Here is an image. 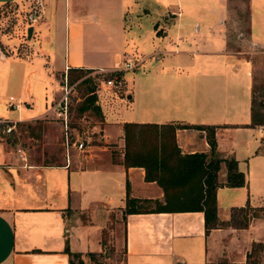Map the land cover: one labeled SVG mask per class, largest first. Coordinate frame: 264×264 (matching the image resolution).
Returning a JSON list of instances; mask_svg holds the SVG:
<instances>
[{"label":"crops","instance_id":"0c3cea01","mask_svg":"<svg viewBox=\"0 0 264 264\" xmlns=\"http://www.w3.org/2000/svg\"><path fill=\"white\" fill-rule=\"evenodd\" d=\"M95 1L43 0L45 16L29 37L26 15L19 12L12 29L1 17L5 4L27 2L0 0V119L42 116L67 67L113 69L131 53L137 58L133 73L123 75L119 111L107 114L103 107V143L87 144L62 164H45L24 160L0 137V264H71L67 245L92 264L109 244L115 254L123 248L117 264H264V123H253L255 79L245 80L254 74L253 62L232 46V0H185L170 11L175 2H145L137 21L127 14L138 4ZM240 2L250 7L247 49L264 46V0ZM155 3L167 9L142 29L139 14ZM125 105L130 114L122 115ZM125 121L204 125L177 128L183 153H210L207 126L214 127L220 156L235 158L246 178L243 185L225 184L228 166L221 163L217 226L207 231L205 212L197 209L125 212L128 193L165 202L163 187L147 180L144 166L124 162ZM247 204L258 213L249 211L244 224L240 208Z\"/></svg>","mask_w":264,"mask_h":264},{"label":"rangeland","instance_id":"374dc122","mask_svg":"<svg viewBox=\"0 0 264 264\" xmlns=\"http://www.w3.org/2000/svg\"><path fill=\"white\" fill-rule=\"evenodd\" d=\"M33 0H22V2L25 3L26 6L24 8H20L19 6L8 3L5 4L3 7H1V17H4L6 20L5 26H7V29L15 26V23L18 22V16L19 12L21 13V16H24L28 13L30 9V5L32 4ZM132 2V4H138V5H132V7L129 8V13L127 14V17L129 18L130 15L135 16V20L137 21L138 17L136 13V9H139V5L145 3V2H175L173 4H170L168 6L169 11L172 9L171 7L177 8V2H185V0H129ZM247 2H250V0H246ZM100 2V1H95ZM209 2H217L215 0H209ZM242 4V5H240ZM154 8V10H153ZM150 7L149 11H142L140 16L143 17L141 21V28L146 29L149 21L147 18L156 16L159 12H163L165 8L162 3L154 4V6ZM143 10V9H142ZM168 11V12H169ZM185 13L192 14L191 11L186 10ZM200 15L202 17L205 16V11L201 10ZM264 16V13H262ZM186 19V18H185ZM163 22V26L166 22L164 21V18L160 20ZM249 21H250V7H245V5L240 2V0H232L231 2V16H229V31H230V37L232 46L236 47L238 50H243L245 55L252 60L254 65V74H250L249 76H245V80H254L253 85V96L255 99V108L264 117V46H257L256 47H250L247 49V46L249 45L247 43V38L249 35ZM168 26H166L167 30ZM17 31H21V26H17ZM65 33V31H63ZM22 42H21V48L24 50L27 48L28 43L26 42V31L23 28V35ZM25 37V38H24ZM263 39V38H259ZM116 41V42H115ZM97 42L99 43H109L108 45L114 46L121 45L123 42L126 44L125 39H116L111 42H109L106 38L98 39ZM122 47V46H120ZM119 47V48H120ZM128 58L132 60L133 63L137 62V58L134 57V54L132 53ZM132 56V57H131ZM126 60V59H125ZM124 60V61H125ZM154 59L151 58L149 61H147L146 67H148ZM143 61V60H142ZM136 66V65H135ZM134 68H129L128 70L126 68H117V69H109L105 73L98 72L96 69L90 70L85 76L78 78L74 82H71L70 77H74V71L72 72L73 75H70L68 72V80H69V89H70V122H72L75 126H70L69 129L73 133L74 139L80 135L81 138L86 140L87 144H94V143H103L102 142V136H101V128L103 123L101 122L98 115H96L92 110L85 111L83 114H80L78 106L80 105V102L84 98V94L86 92V86L89 84L81 82L83 78L87 76H91L94 79V84L96 85V91L98 93V103L101 105L102 110L103 107L107 111L108 114L109 111L112 112L114 110L119 111L120 103H119V96L121 95V92L124 88V77L123 75L133 73ZM70 70V68H69ZM135 72V71H134ZM247 72V69H246ZM123 73V74H121ZM232 73L231 70L227 71V74ZM66 72H60L56 76V86L54 87V94H53V100L52 104H58L59 99L62 97V94L64 92L62 85L65 83L66 80ZM127 76V77H128ZM114 79V84H108L109 79ZM27 75H24V78L22 77V82L27 83ZM31 80L34 82L35 78L34 76H31ZM123 83V84H122ZM49 87L52 89L51 84H49ZM71 87V88H70ZM8 93H15L13 90L9 91ZM125 102V101H124ZM126 103V102H125ZM48 105L46 111L44 114L40 117H37L33 120H25V121H12L10 120L12 124H15L14 128V134L12 131H7V126H0V137H4L5 140L11 142L14 144L19 151L23 154L24 160L37 162V163H45V162H64L66 157V146H65V125L63 123L61 113L55 109L53 111H48V108L51 106ZM118 108V109H117ZM128 108L126 105L122 107V115H126L128 112ZM104 112V110H103ZM11 117L15 116V113H10ZM17 116V115H16ZM15 116V117H16ZM30 124V125H29ZM24 151V152H23ZM82 153V151L75 149V147L71 148V154H79ZM114 224H112L113 226ZM123 248H119L117 254L114 253V247L112 245H107L105 252L96 255L94 257V261L91 262L92 264H117L116 259H119L123 257ZM113 258H107L110 255H113ZM116 258V259H115ZM77 263H79V259L76 258L75 260ZM119 264V263H118ZM123 264V263H122Z\"/></svg>","mask_w":264,"mask_h":264},{"label":"trees","instance_id":"16d2710c","mask_svg":"<svg viewBox=\"0 0 264 264\" xmlns=\"http://www.w3.org/2000/svg\"><path fill=\"white\" fill-rule=\"evenodd\" d=\"M158 26V24H156ZM160 32V31H159ZM158 32V33H159ZM92 68L70 67L69 77L71 82L85 76ZM123 74V73H121ZM86 86L83 100L78 106L80 114L92 110L104 119V113L98 100V93L94 79L87 76L82 79ZM253 123L263 124L264 117L255 108L253 96ZM10 120L2 119L0 126L10 123ZM30 125V124H29ZM71 126H75L70 122ZM178 127L204 128L202 124H188L177 122H137L125 121V164L141 165L146 169L147 180L157 181L165 191V202L159 199L138 198L128 193L125 212H147L160 210H203L205 212L206 227L209 231L219 224L217 214V188L220 182L218 172L221 163L226 162L228 175L225 184L236 186L246 183L244 172L239 170L238 161L235 158H225L220 156L217 150V140L214 127H208V140L211 144L210 153L193 152L183 153L176 139ZM14 134V128L12 129ZM10 141V140H9ZM45 164H62L61 162H45ZM155 202V206H151ZM154 209V210H153ZM250 204L240 208L243 214L242 223L247 224L250 215H257ZM250 211V213H249ZM236 213V211H235ZM71 264H84L81 254L71 251L69 245L66 246ZM79 259V263L75 260Z\"/></svg>","mask_w":264,"mask_h":264},{"label":"built area","instance_id":"2783aa9c","mask_svg":"<svg viewBox=\"0 0 264 264\" xmlns=\"http://www.w3.org/2000/svg\"><path fill=\"white\" fill-rule=\"evenodd\" d=\"M30 9L28 13L26 14V20L28 23V26H37L44 18L45 16V3L43 0H33L32 4L30 5ZM137 62L133 63L130 58H126L124 62L116 64L114 69L117 68H133ZM98 72H103L105 73L106 71L109 70V68H99L96 69ZM66 72V80L65 83L62 85V88L64 90L62 97L59 99L58 104H52L49 108L48 111H53L57 109L61 113V117L63 120V123L65 125V146H66V157L67 160H70V154H71V148L75 147V149H78L80 151L85 150L87 148V142L83 138L78 135L75 139L73 136V133L69 129L70 125V89H69V80H68V67ZM114 79H109L107 82L108 84H114L117 85ZM71 88V87H70ZM98 103V100H97ZM2 119H0L1 121ZM71 126V125H70ZM7 131L10 132L12 131L13 128H15V124H7Z\"/></svg>","mask_w":264,"mask_h":264},{"label":"water","instance_id":"95a60500","mask_svg":"<svg viewBox=\"0 0 264 264\" xmlns=\"http://www.w3.org/2000/svg\"><path fill=\"white\" fill-rule=\"evenodd\" d=\"M33 29H34L33 26H30V27L28 28V34H29V37H31V35H32V33H33Z\"/></svg>","mask_w":264,"mask_h":264}]
</instances>
